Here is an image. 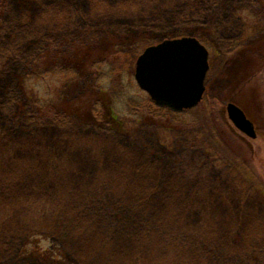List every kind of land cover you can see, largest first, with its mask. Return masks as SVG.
Here are the masks:
<instances>
[{
	"label": "rangeland",
	"instance_id": "374dc122",
	"mask_svg": "<svg viewBox=\"0 0 264 264\" xmlns=\"http://www.w3.org/2000/svg\"><path fill=\"white\" fill-rule=\"evenodd\" d=\"M189 1L0 0V264H264V0H192L194 23L196 16L182 17ZM206 21L212 30L201 39L212 61L203 99L175 116L148 111L134 67L131 77L120 76L132 105H114L122 133L50 123L31 129L1 109L9 87L32 111L36 101L88 85L94 70H67V61L46 70V50L37 47L71 25L99 28L85 35L89 41L128 29L154 44L201 40L197 26ZM37 54L42 59H29ZM234 57L241 83L261 94L250 105L254 139L212 98ZM208 151L223 159L195 168L192 158Z\"/></svg>",
	"mask_w": 264,
	"mask_h": 264
},
{
	"label": "trees",
	"instance_id": "16d2710c",
	"mask_svg": "<svg viewBox=\"0 0 264 264\" xmlns=\"http://www.w3.org/2000/svg\"><path fill=\"white\" fill-rule=\"evenodd\" d=\"M211 1L215 2V0ZM189 3L190 6L186 11L189 12V14L182 16L183 19H186L187 15L191 16V11H196L194 9L198 7V3L195 1L190 0ZM259 15H264V11H261ZM192 16H196V18L189 19V21L194 23L198 20L197 17H199V15L195 14ZM212 26L213 24L211 22H207V25L204 23L198 25L197 27L200 28V30L196 35H199L201 39V33L205 30H212ZM71 28H69L68 35L64 37L57 36L58 38H56V36L52 37V35H49L45 39H41L37 47L38 49L46 50L45 61L50 64V67L46 70L60 68L61 61H67L69 64L67 70L73 69L75 72H78L82 69V73L94 70L88 85L81 90L80 94L75 92L68 96L66 94L61 95L60 93L54 100H48L43 103L36 101L32 111L28 107L22 106L21 108V101H19L17 95L11 91L9 87L6 93L7 97L2 102L1 109L4 110L7 120L13 122L15 125H17V120H19L23 126L31 127V129L37 126H46L50 123L53 125L57 124L65 130H71L75 129L76 126H82L94 127L101 131L111 130L122 133L121 129L124 128V124L121 118H119L114 105L118 102H123V100L132 105V98H129V100L126 99V94L124 93V87L122 85L123 80L120 76L123 75V73L124 75L128 73L127 75L131 77L130 71L132 73L136 53L141 48L149 45L152 39L146 35L142 36L144 32L128 35L129 30L127 29L128 33L126 31H122L123 33L116 31L113 35L110 34L109 37H103L98 42L97 38L89 41V39H91L90 36L85 35L89 32L98 34L101 32L99 28L96 29L88 23L80 26L71 25ZM95 30H99V32ZM94 37L95 36H93L92 39ZM103 44L106 47H102ZM8 49L9 46L4 49V52L8 53ZM42 57L41 54H37L36 56H30L29 59L32 61L38 58L42 59ZM122 64H124V66H122ZM101 79L107 80L108 85L103 87L96 86L99 85ZM78 104L80 107H76ZM146 107H148V111L153 112L155 116L169 114L175 116V114H177V112L166 106L155 104L151 99H148L146 102ZM139 118L140 120H145L143 115L139 116ZM10 148L12 154V151L17 148V143L10 146L9 149ZM36 150L39 151L43 149L41 147H36ZM201 154L202 155L198 153L192 158L193 164L196 165L194 166L195 168L198 166L202 167V165H214L215 161L223 159L220 155L209 153V151L208 153ZM197 175H199V173ZM170 227L171 230L175 228V230H177L179 228L177 223H173ZM169 236L172 238L175 237L174 235ZM51 252L53 256V252L55 251L51 250Z\"/></svg>",
	"mask_w": 264,
	"mask_h": 264
},
{
	"label": "water",
	"instance_id": "95a60500",
	"mask_svg": "<svg viewBox=\"0 0 264 264\" xmlns=\"http://www.w3.org/2000/svg\"><path fill=\"white\" fill-rule=\"evenodd\" d=\"M207 70V47L196 36L186 35L147 45L136 57L134 78L155 104L182 111L202 99ZM227 111L239 130L256 135L240 108L229 103Z\"/></svg>",
	"mask_w": 264,
	"mask_h": 264
},
{
	"label": "flooded vegetation",
	"instance_id": "af4514ba",
	"mask_svg": "<svg viewBox=\"0 0 264 264\" xmlns=\"http://www.w3.org/2000/svg\"><path fill=\"white\" fill-rule=\"evenodd\" d=\"M244 51L246 52H244L243 54L242 52L237 51V54L239 53V56L241 55L244 56L248 52L246 49ZM211 59L212 58L208 56L209 67L211 65V61H212ZM238 59L239 58L234 57L225 66L223 70L225 77H223V72L221 73L222 77L224 78L225 83L221 86L220 89L214 88V91L212 93L213 96L212 95L211 96L213 99H216L222 102V106L224 107V108L222 107V110L224 114L227 115V117H228L227 104L232 103L236 105L238 108H240L244 112L246 118H248L250 122L252 123L253 129L256 135L254 137H251V136L249 137L254 139L257 136V128H256L257 122L255 121V119L250 113V108H251L250 105L255 103L256 100L260 101L261 94L256 86H250L248 84L241 83L243 78H241L242 75L240 74V65H239ZM247 102H248V105H247ZM239 131L242 133L241 130ZM243 134L245 133L243 132Z\"/></svg>",
	"mask_w": 264,
	"mask_h": 264
}]
</instances>
